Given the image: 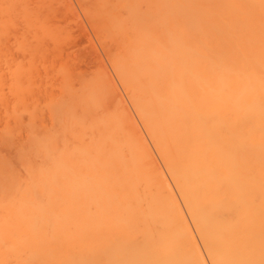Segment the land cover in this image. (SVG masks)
Returning <instances> with one entry per match:
<instances>
[{
  "label": "bare ground",
  "instance_id": "1",
  "mask_svg": "<svg viewBox=\"0 0 264 264\" xmlns=\"http://www.w3.org/2000/svg\"><path fill=\"white\" fill-rule=\"evenodd\" d=\"M93 2L151 146L108 78L37 117L0 43V264H264V0Z\"/></svg>",
  "mask_w": 264,
  "mask_h": 264
},
{
  "label": "rangeland",
  "instance_id": "2",
  "mask_svg": "<svg viewBox=\"0 0 264 264\" xmlns=\"http://www.w3.org/2000/svg\"><path fill=\"white\" fill-rule=\"evenodd\" d=\"M0 1L3 2V0H0ZM12 1L13 2H11V3L9 2V4L3 3V4L8 6V9L11 6V10L10 11H8V9L5 6V9H7V10L4 9L5 13H4V11H3V14L0 12V18L3 15H5V18L3 17L2 19L6 20V21L5 20L2 21V19H0L1 20L0 22H5V24H6V22L8 21L7 25H5L3 23L0 24V32L1 33H2V31H5V29H6V33L3 32L4 36L0 38V39H4L3 41H0V43L3 46L1 44H0V46H2L1 49L2 48L4 49V54L5 55L3 57H5L7 55L6 56V60H7V58H8L9 61L12 60L11 64H12V62L18 63V64L21 63V64H23L22 65L23 68H24V65L27 64L26 67L24 68V73H25V69L28 68L27 66H29V71H31V72L27 73V70H28L27 69L26 73H27V75H29L31 73L30 74L31 78H29V76L27 77V75L25 73V75H26L25 77L26 78H24V80L22 79V82L25 81V82L22 83V85L24 83L25 84L28 83V85L31 84V85H29L30 88H32V90H33V92H32L31 89L29 88V90H30L29 92H31V94H29L28 89L26 90V87H23V88L25 89L24 92L26 91L29 94V95L26 94V95H28V98H33L32 101H30L31 99L29 101L30 102H34L35 101L33 103V107L35 106L37 108L36 105H40V107H41L42 105L46 104L45 103L46 101L44 99H46V98L49 99L50 98L49 96L52 97V95H54L53 97H55V98H59L61 95L65 94L69 90L67 87H65L68 90L66 92H63V89H62L63 87H60L61 83L63 82V78H64L62 76V73L68 75V76H66V75H64V76L66 78L68 77V80L72 83V85L74 84L72 86V87H74L73 89L70 87V90H72V91H69L70 93L67 92V94L65 96H68L69 94H71L73 92V90H77L76 88L80 89L81 88L80 85H81L82 81H83L84 84H85V81H86L85 85L88 86V87H84V88H87V89H84V91L85 90L89 91V89L93 88L94 85H97L99 80H100L99 83L101 84V80H102L101 77H104L106 79L108 78L107 79L108 82L110 84H112L113 86H115L116 89H117V90H115V89L114 90L117 91L116 95L119 97V99L122 100V103L120 102L121 105H122V108H123V105H124L125 108H123V109H127L125 111H127V113L129 112L128 113L129 116L131 115L130 117L134 118V121H135L134 123L137 125V127H136L137 130L139 128V131L141 132L142 136L143 137L145 136L144 138L146 139V141L149 144V146H151V144L149 142V139H148V137H147V135H146V133L144 131L142 123L140 122V120L138 118H136L137 115L134 113V110L132 109L131 103L128 101L127 96L125 94H123L124 90H123V88H121L122 86L119 83V81H118V79H117V77H116V75H115V73H114V71H113V69H112V67L110 65L109 56L107 54H109L108 52H110V54H111L114 51V49H113L114 45L113 46L111 45V47H110V44H108L109 49H107V50H106V48H108L107 46H106V48L103 47L102 44H105V41L107 40V42H108L109 40L105 39L104 41H102V39L104 37L103 38L101 37L102 39L99 37L100 36L99 35L100 32L98 34V30H99L98 28H99L100 25H99V23L97 24L98 21L97 22H95V21L92 22L91 21L93 18L96 19V16L94 17V15H97V14H94V15L91 14L92 15L91 16L90 13H88V14L86 13L87 9L89 10V8H90V10H91V8L93 6H95L94 5L95 2H93V0L92 1H90V0L84 1L83 0L84 3L82 1L80 2V0H29V1L28 0H12ZM25 5H26V7H25ZM27 5H28V8H27ZM89 6H91V7H89ZM86 7H88V8H86ZM0 8H2V9L4 8L2 4L0 5ZM2 9H0V11H2ZM28 10H30V11H28ZM31 11H32V13H31ZM42 14H44L45 16L42 15ZM54 14H58V15H54ZM23 15L26 16V17H24ZM88 15H90L92 17V19ZM8 16H9V18H8ZM10 22H12V23H10ZM43 22H44V24H43ZM91 24L93 25V27H92ZM3 25L6 26V27H4ZM94 25H96V26H94ZM2 26H3V30H1ZM50 26H51V29H50ZM33 29H34V31H33ZM35 30H36V32H35ZM60 32H61V34H60ZM1 33H0V35H1ZM49 34H50V36H49ZM6 37L8 38V40H7ZM99 38L101 39V42H100ZM102 42H104V43H102ZM107 42H106V44H107ZM56 43H57V45H56ZM110 43H111V40H110ZM61 49H64V50H61ZM63 52H65V53L63 54ZM33 54H34V56H33ZM33 57H34L35 60H33ZM27 59H29V60H27ZM97 63L99 64V66H98ZM18 64H16V65H18ZM42 65H44V66H42ZM9 66H10V64L8 63V67ZM48 66L50 68H48ZM20 67H21V65L17 68V70ZM30 67H32V69ZM2 69H1V73L3 72L4 76L7 77L8 73L7 74H6V72L4 73V71L7 70V69L5 68L3 71H2ZM20 71H21V69H20ZM1 73H0V75H2ZM95 73H97V74H95ZM100 75H102V76H100ZM76 76H78V77H76ZM97 77H99V78H97ZM7 78L9 79V77H7ZM43 78L45 80H43ZM75 78H77L78 80L75 79ZM94 78H95V80H94L95 84L92 83L91 85H93V86H90L91 88H89L90 84L87 85V82L91 83L90 81H92V79H94ZM111 78H112V80H111ZM8 79L5 78L4 81L7 80V83H8ZM25 79H29V80H25ZM68 80H65L64 82L67 83ZM2 81H3V79H2ZM112 81L114 82V84H113ZM70 82L67 83V85H70ZM25 84H24V86H25ZM62 85H63V83H62ZM99 85H97V87H99ZM82 86H84V85H82ZM6 87H7V85H6ZM101 89L103 90V88H101ZM3 90H4L3 93L6 95V97H8L7 101H9L11 103L13 101V98L8 95V91H6L7 88L5 90V88L3 86ZM61 90H62V94L58 97L59 93H61ZM77 91L79 92V90H77ZM81 91H82V88L80 89V92ZM53 92H54V94H53ZM74 92H76V91H74ZM26 95H24V96H26ZM31 95H33V96H31ZM65 96H63V97H65ZM117 96H116V98H118ZM23 98L25 99L26 97H23ZM55 98H53V101H55V102L56 101L58 102V100L62 99L61 97H60L61 99H58V100H56ZM109 99H110L109 101H111V103L108 100H106L105 103L108 101L110 103V105H108V104L107 105L110 107V106H112L111 105L112 103L114 104V102H112V100H114V99H111V97H109ZM24 101L26 102V99ZM50 101H52V100H50ZM25 102H24L23 106H26L27 104H29V103L26 104ZM34 104H36V105H34ZM125 104L127 105V107H126ZM47 105H45V107H44L45 110L47 109V107H46ZM27 106H28V108H27ZM27 106H26V109L30 110L31 106H29V105H27ZM40 107L38 106V108H40ZM36 108H35L34 112H35L36 115H38L37 117H39V115L42 116L43 114L39 113L40 110L38 108H37V111H36ZM44 108H43V106L41 107L42 110H44ZM110 109L112 110V107ZM33 110H34V108H33ZM47 112H44L43 121L45 120L46 121L45 124L49 125L48 124L49 120H47V119H49L50 117H49V113H47ZM47 114H48V116H47ZM27 117H28V115H27ZM27 117H25V118L21 117L22 120H23V124H25V125H27L26 124L27 123L26 120L28 119ZM36 118L34 120H36ZM27 121H29V119ZM39 122H37V124ZM34 123H35V128L36 129L38 128V130H39L40 127H37L36 121ZM23 124H22V126H23ZM42 126L47 127L46 125H43V123H42ZM47 128H49V126ZM23 131H24V129H23ZM24 133L22 132L20 134L22 135ZM22 137H21V139H25L26 138L25 136L23 138ZM25 140H27V138ZM150 148H151L150 150L152 151L153 156L156 158V155H155L152 147H150ZM156 160H157L161 170L164 172V169H163L162 165L160 164V162L158 161L157 158H156ZM166 178L169 181L168 183H169L170 187H172L171 182L168 179L167 175H165V179ZM172 190H174V189H172ZM192 232L194 233V231H192ZM199 247H200V245H199Z\"/></svg>",
  "mask_w": 264,
  "mask_h": 264
}]
</instances>
